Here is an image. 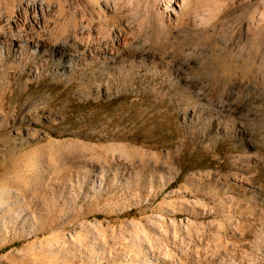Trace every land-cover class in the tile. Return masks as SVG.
Masks as SVG:
<instances>
[{
  "label": "rangeland",
  "instance_id": "1",
  "mask_svg": "<svg viewBox=\"0 0 264 264\" xmlns=\"http://www.w3.org/2000/svg\"><path fill=\"white\" fill-rule=\"evenodd\" d=\"M12 31L70 49L0 55V264H264V0H0Z\"/></svg>",
  "mask_w": 264,
  "mask_h": 264
},
{
  "label": "bare ground",
  "instance_id": "2",
  "mask_svg": "<svg viewBox=\"0 0 264 264\" xmlns=\"http://www.w3.org/2000/svg\"><path fill=\"white\" fill-rule=\"evenodd\" d=\"M181 1L182 0H174V3L178 6ZM40 5L42 7V3ZM171 12L175 13V8L174 7H172ZM35 21L37 23H39L38 19H36ZM17 23H19V22H17ZM57 46H58V48H52L53 46L50 47V46H48V45H46L44 43L40 44L38 42V38H34L31 34H26V35H24V34H16L15 31H12L10 34H0V55L1 56L4 55L5 52L6 53L8 52L7 54H9V53L11 54V51L14 52L17 49H19V50L22 51V53H25V55L28 54L27 57H31L32 59L35 60V59H37L38 55L42 51H46V50H50L51 49L52 50V56L54 58H55V56H57L58 57L57 59L60 62L64 61L66 58H69L65 54V49H70V48L67 45H65V44L60 45V46L57 45ZM108 46L109 45H104L103 49L98 47L99 48L98 52L100 53V56H103L105 58L106 54H103L102 51L105 52V53H109V52L113 51V48L112 47L110 48ZM101 47H102V45H101ZM85 50H86V48H85ZM90 51H92V50H90ZM41 66H42V64H40L38 62L37 66H36V72L35 73H37V69L41 68ZM233 91H234V89H233Z\"/></svg>",
  "mask_w": 264,
  "mask_h": 264
}]
</instances>
